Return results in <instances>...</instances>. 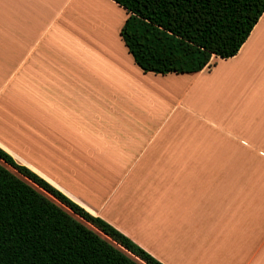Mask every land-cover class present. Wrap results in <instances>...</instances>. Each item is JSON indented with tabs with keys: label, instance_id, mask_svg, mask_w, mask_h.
Returning <instances> with one entry per match:
<instances>
[{
	"label": "crops",
	"instance_id": "obj_1",
	"mask_svg": "<svg viewBox=\"0 0 264 264\" xmlns=\"http://www.w3.org/2000/svg\"><path fill=\"white\" fill-rule=\"evenodd\" d=\"M87 4L0 0V148L163 264H264V12L235 55L155 74L127 12L112 49Z\"/></svg>",
	"mask_w": 264,
	"mask_h": 264
},
{
	"label": "trees",
	"instance_id": "obj_2",
	"mask_svg": "<svg viewBox=\"0 0 264 264\" xmlns=\"http://www.w3.org/2000/svg\"><path fill=\"white\" fill-rule=\"evenodd\" d=\"M112 1L128 14L120 37L134 63L155 74L198 72L212 55H235L264 12V0ZM0 160V264H163L1 148Z\"/></svg>",
	"mask_w": 264,
	"mask_h": 264
},
{
	"label": "rangeland",
	"instance_id": "obj_3",
	"mask_svg": "<svg viewBox=\"0 0 264 264\" xmlns=\"http://www.w3.org/2000/svg\"><path fill=\"white\" fill-rule=\"evenodd\" d=\"M92 2H94V1H92ZM96 2L97 1H95V4H96ZM100 3V2H99ZM102 6H104L105 8H107L111 13H112V19H111V22H107L108 24H107V26H108V28H106V30L105 31H107V35H104V36H102V38H98L97 37V35L96 34H94L96 31H99V33H102L104 30L102 29V25L101 24H98V25H96V24H94V22L91 20V11L93 12V11H96V8L94 7H92L91 6V4H87L86 5V7H84V6H80V10H81V12H80V10L79 9H77V12L79 13V14H77L76 13V15L79 17H81V19H80V17H79V19L78 20H85V19H87V21H88V23H90L89 24V32L91 31V32H94V33H91L90 32V34L97 40V42L100 44V43H102L104 46H110L112 49H114V48H117L118 46H117V44H115L114 42H111V32H112V34H113V36L112 37H114V33H116L117 32V26H118V23H119V21L120 20H122V16H124V10L122 9V8H119V7H116V6H114V5H111V4H102V3H100ZM79 8V7H78ZM109 16V13L108 14H104V16ZM77 17V18H78ZM110 17V18H111ZM89 18V19H88ZM103 35V34H102ZM109 35V36H108ZM1 161V160H0ZM2 164H4L5 166H7V168H9V169H11L12 171H14V172H16L14 169H12V168H10L8 165H6L5 163H2ZM15 174H18L17 172L15 173ZM18 175H20V174H18ZM21 176V175H20ZM75 217H77V218H79L80 219V217H78L77 215H74ZM83 223H85L88 227H90V228H92V229H94L88 222H86V221H84V220H82V219H80ZM98 233L101 235V236H104L106 239H107V237L105 236V235H103L102 233H100L99 231H98ZM108 240V239H107ZM110 242H111V240H110ZM113 242V241H112ZM111 242V243H112ZM113 244L115 245V246H117V247H119L116 243H114L113 242ZM120 249H122L121 247H119ZM123 251H125L124 249H122ZM125 253H127V254H129L127 251H125ZM131 257H133L131 254H129ZM133 258H135V257H133ZM136 259V258H135ZM137 261H139V260H137ZM139 263H141V264H143L142 262H140L139 261Z\"/></svg>",
	"mask_w": 264,
	"mask_h": 264
},
{
	"label": "bare ground",
	"instance_id": "obj_4",
	"mask_svg": "<svg viewBox=\"0 0 264 264\" xmlns=\"http://www.w3.org/2000/svg\"><path fill=\"white\" fill-rule=\"evenodd\" d=\"M93 0H87V2L89 3V4H91V6L94 8H96V11H91V20L94 22V24H96V25H98V24H101L102 25V29L104 30L102 33H99V31H96L94 34H96L97 35V37L100 39V38H102V36H104V35H107L108 33H107V31H105L106 30V28H108V26H107V22L109 21V22H111V19H112V13L107 9V8H105L104 6H102L101 4H99V3H97L96 2V4H95V2H92ZM82 8V7H81ZM80 7L78 8L79 10L81 9ZM80 12H81V10H80ZM108 14L109 13V16L107 15V16H104V14ZM80 17V16H79ZM111 17V18H110ZM80 19H81V17H80ZM103 34V35H102ZM66 209H68L67 207H65ZM68 211H70L69 209H68ZM70 213H72L71 211H70ZM109 241H110V239L109 238H107ZM112 242V241H111ZM113 243V242H112Z\"/></svg>",
	"mask_w": 264,
	"mask_h": 264
}]
</instances>
